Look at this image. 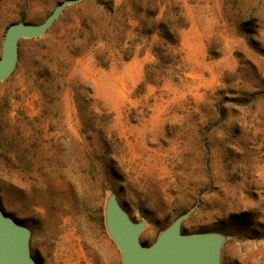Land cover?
Masks as SVG:
<instances>
[{"label": "rangeland", "instance_id": "rangeland-1", "mask_svg": "<svg viewBox=\"0 0 264 264\" xmlns=\"http://www.w3.org/2000/svg\"><path fill=\"white\" fill-rule=\"evenodd\" d=\"M63 0H0L6 28ZM143 246L226 237L220 264H264V0H78L20 39L0 81V209L36 264H121L110 195Z\"/></svg>", "mask_w": 264, "mask_h": 264}, {"label": "water", "instance_id": "water-1", "mask_svg": "<svg viewBox=\"0 0 264 264\" xmlns=\"http://www.w3.org/2000/svg\"><path fill=\"white\" fill-rule=\"evenodd\" d=\"M77 2H59L39 24L16 22L6 28L0 56V81L8 78L15 68L19 40L41 36L65 6ZM189 213L177 216L153 244L143 246L138 236L145 221H131L111 194L106 201L105 224L120 251L121 264H220V248L226 237L215 232L182 234L180 224ZM28 241L29 230L0 209V264H36L29 254Z\"/></svg>", "mask_w": 264, "mask_h": 264}]
</instances>
